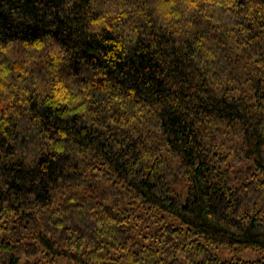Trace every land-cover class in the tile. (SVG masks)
<instances>
[{"label": "trees", "instance_id": "trees-1", "mask_svg": "<svg viewBox=\"0 0 264 264\" xmlns=\"http://www.w3.org/2000/svg\"><path fill=\"white\" fill-rule=\"evenodd\" d=\"M209 245L264 253V0H0V264H264Z\"/></svg>", "mask_w": 264, "mask_h": 264}, {"label": "rangeland", "instance_id": "rangeland-1", "mask_svg": "<svg viewBox=\"0 0 264 264\" xmlns=\"http://www.w3.org/2000/svg\"><path fill=\"white\" fill-rule=\"evenodd\" d=\"M179 192L182 193V190L179 188ZM171 218L164 214L162 222H168ZM212 253H214L220 261L231 259V258H238L244 261H254L257 259H264V253L260 250L255 249H245V250H237L235 247H226V246H215L209 245ZM26 258L30 259L32 262H37L38 264H72L70 261L66 260L65 258H57L53 262L48 261L42 254L37 253L34 256H26ZM25 258V259H26ZM22 264V263H21Z\"/></svg>", "mask_w": 264, "mask_h": 264}]
</instances>
